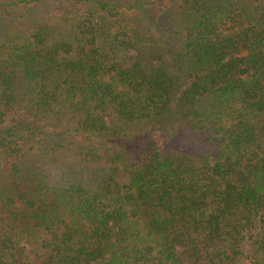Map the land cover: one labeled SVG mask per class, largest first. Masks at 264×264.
Instances as JSON below:
<instances>
[{
	"label": "trees",
	"instance_id": "1",
	"mask_svg": "<svg viewBox=\"0 0 264 264\" xmlns=\"http://www.w3.org/2000/svg\"><path fill=\"white\" fill-rule=\"evenodd\" d=\"M0 264H264V0H0Z\"/></svg>",
	"mask_w": 264,
	"mask_h": 264
}]
</instances>
